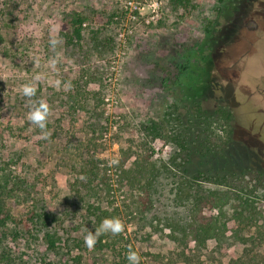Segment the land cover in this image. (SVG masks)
<instances>
[{
  "label": "rangeland",
  "instance_id": "obj_1",
  "mask_svg": "<svg viewBox=\"0 0 264 264\" xmlns=\"http://www.w3.org/2000/svg\"><path fill=\"white\" fill-rule=\"evenodd\" d=\"M73 13L84 19L83 36L66 41ZM27 83L36 87L31 98L22 94ZM40 101L48 106L47 138L27 118ZM195 105L230 113L227 126L211 128L225 141L221 152H197L204 126ZM171 110L192 141L189 172H264V0H0V183L17 220L1 238L0 264H129L130 249L140 264L174 256L176 243L135 212L142 190L125 178L119 184L122 168L134 172L146 157L172 153ZM153 122L161 134L149 129ZM88 157L111 177L101 206L123 225L114 251L89 249L82 205L70 198L63 205ZM162 185L147 218L175 209ZM242 248L227 236L211 240L191 264H227ZM254 251L264 257V241Z\"/></svg>",
  "mask_w": 264,
  "mask_h": 264
},
{
  "label": "trees",
  "instance_id": "obj_2",
  "mask_svg": "<svg viewBox=\"0 0 264 264\" xmlns=\"http://www.w3.org/2000/svg\"><path fill=\"white\" fill-rule=\"evenodd\" d=\"M186 0H173L182 4ZM83 17L73 13L66 20L67 27L62 32L67 40H79L82 35ZM194 118L200 126H204L203 137L198 144L204 149L202 156L214 155L225 146V141L217 142L212 135V125L227 126L230 113L221 107L207 113L199 105L192 107ZM167 123H170L165 139L173 147L166 160L149 159L132 172L123 169L119 184L130 187L137 184L142 190L135 212L140 220L148 223L152 231L159 232L176 243L174 256L167 259L155 257L156 264H191L195 253L203 248L208 241L230 238L242 245V251L236 257L230 258L227 264H264V257L254 251V247L264 241V172L251 168H232L220 166L212 169H197L189 172L187 165L191 161L189 136L179 126L182 124L179 114L174 110L168 112ZM202 121V122H201ZM193 126L195 123L191 121ZM185 127V126H184ZM149 129L155 135L161 134L157 123L150 124ZM100 174L99 163L88 157L81 162L79 173L69 182V193L63 203L69 206L72 202L82 205V226L94 231L103 219L112 218L111 213L101 206L105 195L109 193L111 177ZM143 178V182L141 180ZM165 181L168 206L175 209L171 212L164 209L160 213L146 214L155 209L153 195L158 191L157 185ZM4 185L0 183V242L6 237V231L11 224L17 222L5 206L2 198ZM164 206V205H162ZM176 209H181L177 211ZM49 216V215H46ZM259 228L261 230H259ZM48 245L54 247L55 240L46 235ZM119 244L112 233H104L94 245V249H112ZM191 252V255L189 252ZM193 253V254H192ZM120 256V253L118 252Z\"/></svg>",
  "mask_w": 264,
  "mask_h": 264
},
{
  "label": "clouds",
  "instance_id": "obj_3",
  "mask_svg": "<svg viewBox=\"0 0 264 264\" xmlns=\"http://www.w3.org/2000/svg\"><path fill=\"white\" fill-rule=\"evenodd\" d=\"M51 43L55 45L56 40H52ZM35 80H39V76H35ZM36 93V87L34 83H27L22 86V94L25 97H33ZM48 115V106L43 101H40L37 104H33L30 108V111L28 113V120L32 122V124L38 126L41 129L42 137L47 138L48 132L44 131L46 128V118ZM118 161L113 160L111 161L112 164H116ZM122 222L115 217L112 218H105L102 220L100 225L94 229V231L86 229V234L84 236V243L85 245L91 249L94 247V245L97 243L98 239L103 235L104 233H112V234H118L122 231ZM127 260L129 264H140V256L131 249L127 253Z\"/></svg>",
  "mask_w": 264,
  "mask_h": 264
}]
</instances>
